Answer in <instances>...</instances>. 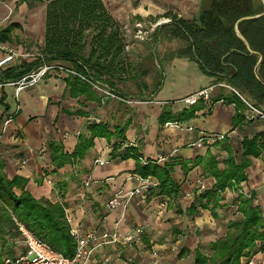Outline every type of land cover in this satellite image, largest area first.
I'll return each mask as SVG.
<instances>
[{
    "label": "crops",
    "instance_id": "obj_1",
    "mask_svg": "<svg viewBox=\"0 0 264 264\" xmlns=\"http://www.w3.org/2000/svg\"><path fill=\"white\" fill-rule=\"evenodd\" d=\"M102 1L114 17L115 13L111 10L113 4L131 12L138 19L143 16L142 12L153 16L166 13L168 7L167 0ZM212 1L176 0L181 10L189 11L197 3L195 14L190 18L177 17L194 19L209 8ZM45 14L46 3L29 5L22 0H0V31L6 29L4 39L2 36L0 40V58L6 55L7 50L13 49L20 57L18 62L10 65L35 60L44 41ZM166 23L154 27L152 35L156 41L160 40L161 34H164V38L178 39L163 31L155 32L157 26ZM32 46L35 47L34 53L29 52ZM183 46L167 54L166 61L170 64L182 58L194 61L174 55ZM196 67L192 68L195 69V75L190 79L192 83L173 85L175 95L158 97L161 88L151 100L130 103L114 99L104 101L98 93L99 101L86 100L83 95L70 97L65 93L67 76L61 74H49L37 86L22 90L18 95L14 86L0 83V130L4 129L0 133V157L5 160V174L10 179L15 175L27 178L26 188L35 198L65 202L66 218L71 220L69 225L80 233L97 229L116 231L122 236L135 227H142L139 242L127 244L120 241L97 249L99 257H111L109 264H195V250L226 236V224L240 217L239 195L252 196L254 205L264 214V150L259 157H249L245 181L218 193L216 204L214 199L208 201L207 192L215 179L201 165L193 164L197 157L204 158L210 153L222 168L228 153L220 147L221 143L218 146L213 143L199 147L196 142L201 137L225 133L227 144L232 148L233 138L239 136L242 141L245 136L252 137L264 132L260 130L264 122H246L243 119L234 126L236 106L228 102L232 94L226 89H218L208 103L200 102L188 108L179 106L176 101L180 98L217 83L215 78ZM220 99L226 101L219 102ZM73 105L77 108L67 107ZM165 107L172 113L192 107L198 109L194 117L177 125L172 122L160 125L158 118ZM66 110H82L89 117L67 114ZM241 112L243 116L246 109L242 108ZM93 113L95 118L108 125L111 132L116 126L129 122L124 136L111 135L109 139L96 137L82 159L72 165L56 168L51 160L49 142H60L65 152H73L78 133L85 131V125L93 121ZM8 118H11V122L3 128L2 124ZM113 143L115 148L111 146ZM128 150L136 157L123 159L122 155ZM148 161L161 167L167 164L173 166L171 177L179 186L177 193L168 196L153 190L143 203L135 198L126 210L121 206L107 210V202L115 192L131 189L138 184L140 175L136 172L137 163L145 164ZM186 165L189 167L187 173L183 170ZM85 182H90V185L85 187ZM53 183H56V190L52 188ZM154 249L160 253L156 261L151 258ZM240 262L264 264V245L258 246L250 256L242 257Z\"/></svg>",
    "mask_w": 264,
    "mask_h": 264
},
{
    "label": "trees",
    "instance_id": "obj_2",
    "mask_svg": "<svg viewBox=\"0 0 264 264\" xmlns=\"http://www.w3.org/2000/svg\"><path fill=\"white\" fill-rule=\"evenodd\" d=\"M22 1L29 5L46 3L43 45L35 60L3 68L0 83L17 81L43 63L60 61L81 75H68L65 80V93L73 98L83 95L86 100L99 101L100 97L91 82L106 86L123 100L129 97H138L141 101L151 100L161 87L157 76L154 88L150 90V86L141 79L147 72L135 71L125 51L127 44L123 25L102 0ZM164 16L169 18L168 23L157 26L155 32L163 31L184 42L177 54L174 53L175 56L194 60L204 74L215 78L216 82H225L235 88L251 105L264 108V1L213 0L209 8L191 20L179 18L170 12ZM5 32L6 29L0 31V40L2 36L4 39ZM127 79H138L137 95L130 96L117 86L118 82ZM146 91L149 93L146 94ZM228 102L236 106L233 120L236 126L243 120L241 110L246 106L235 94H232ZM197 109L192 107L172 113L165 107L158 118L159 124L184 122L194 117ZM66 113L89 117L82 110H66ZM128 124L116 126L114 132H111L108 125L101 121L87 123L85 131L78 133L77 143L71 153L64 151L62 143L49 142L53 165L60 168L82 159L93 146L96 137L109 139L115 135L122 138ZM227 141L225 134L221 141L215 142L217 146L221 143L220 147L228 153L222 168L210 153L204 158L197 157L193 164L201 165L215 179L207 192L208 201L214 199L215 204L218 193L247 179L245 170L250 165L249 157H259L264 150V132L243 137L239 161ZM111 146L116 147L114 143ZM131 156L136 157L128 150L122 158ZM4 168L5 160L0 157V259L14 253V243L10 241L20 240L16 221L53 250L65 257H72L76 244L70 235L65 202L35 198L26 188L27 178L15 175L10 179ZM172 170L173 166L168 164L161 167L151 161L137 163L136 172L141 178L153 177L157 182V185L149 188L147 198L153 190L168 196L177 193L179 186L171 177ZM183 170L187 173L189 167L186 165ZM53 185L56 190V183ZM239 198L240 217L226 224V236L195 250V264H241L242 257L250 256L258 246L264 245V214L254 205L252 196L239 195Z\"/></svg>",
    "mask_w": 264,
    "mask_h": 264
},
{
    "label": "built area",
    "instance_id": "obj_3",
    "mask_svg": "<svg viewBox=\"0 0 264 264\" xmlns=\"http://www.w3.org/2000/svg\"><path fill=\"white\" fill-rule=\"evenodd\" d=\"M155 26L156 24L153 25V27ZM125 48H128V45H126ZM18 57H20V55L17 54L15 50H7L6 55L0 58V68H6L10 64L18 62ZM49 74L81 76L65 64H62L60 62H46L39 66L37 69L31 71L29 74L20 78L19 80L3 83L2 85L14 86L15 94L18 95L22 90L37 86ZM91 84L95 90L102 91L105 95H107V97L118 98L120 101L130 103L128 100H123L113 94L111 90H105L102 88V86L92 82ZM218 89H226L232 94L237 95L244 102L246 106V112L245 114H243V119L246 122H264V108H258L251 105L239 94V92L235 88L231 87L225 82H217L200 88L195 92L180 98L176 101V103L179 106L185 108L195 106L200 102L208 103L211 101L212 95ZM219 102H224V100L220 99ZM93 121L98 123L101 121V119L94 117ZM10 122L11 118H8L5 121V125H8ZM172 123L176 125L178 124V122ZM189 129L192 130V128ZM224 136L225 133H215L205 138L201 137L196 142V145L199 147H202V145L204 144L211 145L217 141H221ZM96 162L104 164L103 161L97 160ZM89 185L90 182H85V187H88ZM155 185H157L156 180L149 177H140L138 179V184L135 187L115 192L109 198L106 208L107 210L111 211L121 206L124 210H126L129 203L135 198L139 203H143L147 199L149 188ZM53 187L54 185L52 184V188ZM67 221L71 224L70 219L67 218ZM16 225L18 227V231L20 232V240L16 242L17 250L15 249L14 253L11 255L2 257L0 259V264H109L111 262V257H99L97 255V249L99 247L115 244L120 241H123L127 244H134L140 241L143 234V228L140 226L129 230L122 236L119 235L116 231L109 232L107 230L100 231L97 229H91L86 232L80 233L77 229L70 227V235L74 238L76 245L74 255L72 257H65L61 253L53 250L46 243L39 240L22 223L16 221ZM159 257L160 253L157 250L154 249L151 251V258H153L155 261L158 260Z\"/></svg>",
    "mask_w": 264,
    "mask_h": 264
},
{
    "label": "rangeland",
    "instance_id": "obj_4",
    "mask_svg": "<svg viewBox=\"0 0 264 264\" xmlns=\"http://www.w3.org/2000/svg\"><path fill=\"white\" fill-rule=\"evenodd\" d=\"M168 7H166V13L170 12L173 15H180L184 18H190L195 14L197 3L195 2L194 8L188 10H182L177 6L176 0H167ZM167 3V2H166ZM111 10L115 13V18L118 19L125 30L126 36V44L128 48H125L129 60L132 62L135 67V71L145 70L147 73L141 77L143 81H145L149 86L150 90L154 88V81L158 76V79L161 82V86L159 90L162 88L161 92L157 91L158 97H170L171 95H175L176 91H172V87L175 83L179 82H190V79L195 75V69L197 63L194 61H189L188 59L182 58L180 61L175 60L174 63L170 64L166 61V57L169 56L167 54L175 52L179 47L183 46V42L178 39L172 38H164V34L160 35V40L156 41L155 37L152 35L154 27L153 25H159L161 23H165L169 21V18L165 17L164 14H155L145 15L142 12L143 16L141 19H138L132 13H128L123 9L115 6H112ZM151 16V17H150ZM153 50L155 52H153ZM30 53L35 52V47L29 51ZM174 66V67H173ZM181 66V67H180ZM161 67V69H160ZM200 71V70H199ZM201 72V71H200ZM157 79V80H158ZM138 79H127L122 82H118L117 86L126 94L132 96L138 94L137 81ZM192 83V82H190ZM103 89L109 90L106 86H102ZM178 90V88H177ZM98 94L103 97V100H111L114 99L119 101L118 98L107 97L102 91L96 90ZM149 92L146 91V94ZM156 93V94H157ZM145 94V95H146ZM155 94V95H156ZM128 98V97H127ZM131 97H129L130 99ZM174 98V97H172ZM132 100H128L129 102H135L136 100H140V98H131ZM77 108V106H67ZM95 114H92L93 118ZM90 121V120H88ZM261 124V123H260ZM3 128L6 126L5 122H3ZM261 131H264V124H261ZM4 131V129H3ZM2 129L0 133H3ZM9 131V130H8ZM11 131V130H10ZM3 150V146L1 151ZM232 152L236 160H239L241 157V139L238 137L232 139ZM9 240V239H8ZM10 241V240H9ZM10 243H14L13 249L17 250V243L10 241ZM11 244V245H12ZM10 245V244H9ZM6 248V247H5ZM11 248V247H10Z\"/></svg>",
    "mask_w": 264,
    "mask_h": 264
},
{
    "label": "water",
    "instance_id": "obj_5",
    "mask_svg": "<svg viewBox=\"0 0 264 264\" xmlns=\"http://www.w3.org/2000/svg\"><path fill=\"white\" fill-rule=\"evenodd\" d=\"M262 1H264V0H262ZM241 37V39H243V37L242 36H240Z\"/></svg>",
    "mask_w": 264,
    "mask_h": 264
}]
</instances>
